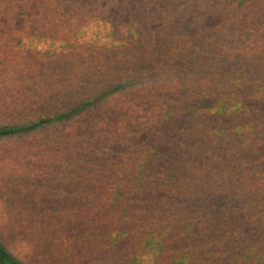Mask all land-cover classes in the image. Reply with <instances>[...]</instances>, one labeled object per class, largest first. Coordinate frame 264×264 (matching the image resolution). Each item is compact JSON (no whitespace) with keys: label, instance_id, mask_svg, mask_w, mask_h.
<instances>
[{"label":"rangeland","instance_id":"374dc122","mask_svg":"<svg viewBox=\"0 0 264 264\" xmlns=\"http://www.w3.org/2000/svg\"><path fill=\"white\" fill-rule=\"evenodd\" d=\"M92 98L0 138L17 260L264 264V0H0V127Z\"/></svg>","mask_w":264,"mask_h":264},{"label":"trees","instance_id":"16d2710c","mask_svg":"<svg viewBox=\"0 0 264 264\" xmlns=\"http://www.w3.org/2000/svg\"><path fill=\"white\" fill-rule=\"evenodd\" d=\"M247 0H238L240 5H244ZM96 102V98L88 99L77 107L70 108L64 112H60L50 116H42L37 119L23 125L14 126H2L0 127V138L13 136L16 134H21L25 132H30L36 130L40 127L46 126L52 122L65 121L76 114L88 109L91 105ZM150 243V242H148ZM0 264H23L17 260L5 247V245L0 241Z\"/></svg>","mask_w":264,"mask_h":264},{"label":"crops","instance_id":"0c3cea01","mask_svg":"<svg viewBox=\"0 0 264 264\" xmlns=\"http://www.w3.org/2000/svg\"><path fill=\"white\" fill-rule=\"evenodd\" d=\"M11 254H12V253H11ZM13 254H14V256H18V255H17V254H15L14 252H13ZM13 254H12V255H13Z\"/></svg>","mask_w":264,"mask_h":264}]
</instances>
